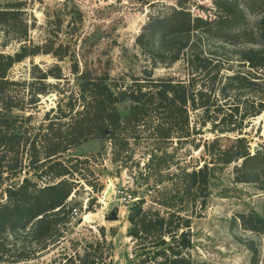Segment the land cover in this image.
<instances>
[{"label":"trees","instance_id":"trees-1","mask_svg":"<svg viewBox=\"0 0 264 264\" xmlns=\"http://www.w3.org/2000/svg\"><path fill=\"white\" fill-rule=\"evenodd\" d=\"M255 1L263 0H212L214 18L191 14L181 1L166 14L151 16L135 43L152 65L117 76L111 74V60L70 59L65 74L60 62L68 47L50 36L40 44L26 43V27L15 30L24 1L0 6V27L23 41L12 54L0 50V263L28 261L59 243L76 211L68 197L81 182L102 190L91 168L93 155L64 156L98 139L102 149L108 144L114 161L128 157L133 141L154 143L149 160L171 142L203 149L201 164L170 173L180 186L156 202L164 211L145 208L143 197L129 208L127 236L139 264H212L194 259L191 239L192 218L207 205L212 171L233 163L236 182H264V146L252 152L243 133L250 118L264 113V10L255 24H246ZM51 33L56 38V29ZM235 35L244 43L232 52L238 70L200 42L206 36L223 50L236 43ZM38 55L55 61L32 64L27 78L9 75L15 64ZM179 61L186 64V77L154 74L156 65ZM52 95L54 105L39 116ZM125 100L130 105L122 116L117 105ZM208 125L212 139L201 136ZM239 221L246 229L264 231L258 215L243 214ZM107 245L109 257L112 244ZM92 251L65 255L61 264H99Z\"/></svg>","mask_w":264,"mask_h":264},{"label":"rangeland","instance_id":"rangeland-1","mask_svg":"<svg viewBox=\"0 0 264 264\" xmlns=\"http://www.w3.org/2000/svg\"><path fill=\"white\" fill-rule=\"evenodd\" d=\"M12 1L15 0H0V6ZM23 1L24 12L18 15L15 30L21 31L26 27L28 44H40L50 36L56 40V44L67 46L68 56L60 62L65 74H68L70 59L111 60L112 75L117 76L122 72L138 74L152 65L150 57L143 54L135 43L136 35L151 16L168 13L172 7L178 6L179 1L193 15L214 18L217 11L212 0ZM262 10L264 0L255 1L252 9L247 11L246 24H255ZM55 29L56 38L51 33ZM5 31L0 27V50L12 54L23 41L13 39L12 33ZM233 39L236 43H227L223 50L215 49V41L206 36L200 38V42L207 52L227 58L228 67L238 70L239 60L232 52L234 46L244 43L239 36L235 35ZM54 61L51 55L29 57L15 64L9 70V75L27 78L32 64L43 67ZM187 72L186 64L182 61L170 67L158 64L154 70L155 75L182 78L187 76ZM54 98V95L48 96L43 101L39 116L43 110L54 105ZM129 105L128 100L117 105L122 116L127 113ZM209 127L203 128L202 138L214 137L215 133L210 132ZM243 133L252 152H255V146L262 149L264 113L250 118ZM227 135L233 137L235 133ZM222 144H228L225 137H222ZM154 147L150 141H133L128 157H119L117 161L113 160L108 144H104L102 149V142L98 139H89L68 150L65 157L93 155L92 160L95 161L91 168L98 177L96 186L102 184V190L94 192L91 186L81 182L77 192L68 197V201L75 204L76 211L72 212L64 237L54 247L18 264H61L65 255H74L76 251L83 254L85 250H94L99 264H139L133 241L127 236L129 208L143 197L145 208L155 207L164 211V207L156 202L173 194L175 188L180 186L170 173L201 164L203 158L201 147L194 149L189 144L176 145L171 142L155 151V158L149 160ZM164 152L167 156L159 158ZM233 167L231 163L212 171L206 208L198 217L192 218V254L195 260L212 264H254L253 260H257L256 264H264V231L246 229L239 221V216L243 214L258 215L264 219V182H236ZM88 180L96 181L93 176H89ZM108 188L110 192H107ZM177 196H181V192ZM111 212L117 213L116 219L108 218ZM109 242L112 250L111 255L106 257Z\"/></svg>","mask_w":264,"mask_h":264},{"label":"water","instance_id":"water-1","mask_svg":"<svg viewBox=\"0 0 264 264\" xmlns=\"http://www.w3.org/2000/svg\"><path fill=\"white\" fill-rule=\"evenodd\" d=\"M258 149H260L259 146H255L254 147V151H257ZM107 192H110V188L107 189ZM110 220H114L117 218V213L116 212H111L110 216L108 217Z\"/></svg>","mask_w":264,"mask_h":264}]
</instances>
